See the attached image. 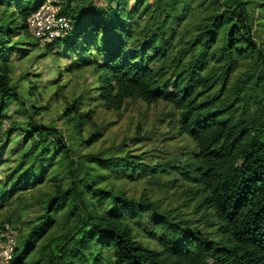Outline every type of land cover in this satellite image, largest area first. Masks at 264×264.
<instances>
[{"label": "trees", "instance_id": "obj_1", "mask_svg": "<svg viewBox=\"0 0 264 264\" xmlns=\"http://www.w3.org/2000/svg\"><path fill=\"white\" fill-rule=\"evenodd\" d=\"M48 1L0 0V160L27 146L0 177V242L5 215L41 209L7 264H264V0H57L71 30L42 45L29 19ZM15 57H51L57 77L17 75ZM63 100L67 135L44 122ZM11 102L22 129H4ZM129 102L165 104L167 131L139 126L113 153L99 111Z\"/></svg>", "mask_w": 264, "mask_h": 264}, {"label": "rangeland", "instance_id": "obj_2", "mask_svg": "<svg viewBox=\"0 0 264 264\" xmlns=\"http://www.w3.org/2000/svg\"><path fill=\"white\" fill-rule=\"evenodd\" d=\"M49 1L53 4V2H56L57 0ZM3 10L4 7L0 5V11L2 12ZM31 35V41L36 40L32 30ZM44 44L45 43L42 42V45ZM13 64L15 66L17 75L22 74L25 70L40 73L42 75V81L44 84L47 81L57 77L53 72V70L57 67V63L51 57L47 58L42 63L35 65L33 69L30 68V63L28 60H19L18 57L13 58ZM66 64L67 62L65 60L59 63L63 69L66 67ZM87 80L90 81L88 74L85 76L67 77L66 82H68L69 86L66 90V95L71 98L73 95H75V93H80V91L87 85ZM46 99L47 97L45 98V101ZM63 104L64 100L58 104H53L51 106L50 113L45 116L44 122L51 123L52 121H55L56 127H58V129L61 131H66L64 134L67 135L69 134L67 127L64 125L62 120H58V115H60V112L62 111ZM99 112L100 121H104L105 123L111 122L113 124L110 132L105 138L106 142L104 144V149L111 148L113 149L111 150L113 153H117V148L123 141L127 140L129 137H133L136 134L137 128L139 126H142L145 129H150L152 126H154L155 129H159V132L167 131L166 122H164V124L161 123L162 120H169V118L166 117L168 110L163 103L156 107L148 108L146 105L140 102H129L120 113H108L105 110H101ZM6 115L9 120L5 123L4 129L8 128L13 122L19 125V129H22L25 123L28 122V115L26 111L21 106L12 102L7 109ZM26 150L27 146L24 143L22 136H15L13 142L9 145L7 151L2 155V159L0 160L1 178L5 177L6 174L14 169L16 164L25 154ZM127 189H130L129 191H131V193H135L136 195H139L142 191L141 186H130L127 187ZM165 197L167 198V201L173 202V206L183 205L189 199L187 194H185L184 188L177 190V192L173 190L168 196ZM40 215V206H34L30 209L24 210L22 213L18 212L15 215L9 213L5 215L2 220H12V224H10V229L12 231L10 232V236L17 238L18 243L20 235L22 233H26L31 222Z\"/></svg>", "mask_w": 264, "mask_h": 264}, {"label": "built area", "instance_id": "obj_3", "mask_svg": "<svg viewBox=\"0 0 264 264\" xmlns=\"http://www.w3.org/2000/svg\"><path fill=\"white\" fill-rule=\"evenodd\" d=\"M59 9L50 1L42 9L29 19L30 28L35 36L44 43H51L57 38L63 37L71 30V21L59 16ZM2 238H7V242H0V264H7L13 256L15 240L8 233Z\"/></svg>", "mask_w": 264, "mask_h": 264}]
</instances>
